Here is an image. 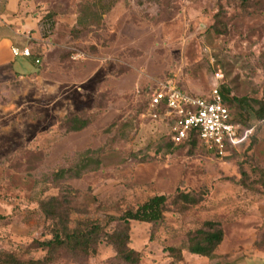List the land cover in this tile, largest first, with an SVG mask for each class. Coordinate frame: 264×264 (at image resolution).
I'll use <instances>...</instances> for the list:
<instances>
[{
    "label": "rangeland",
    "instance_id": "374dc122",
    "mask_svg": "<svg viewBox=\"0 0 264 264\" xmlns=\"http://www.w3.org/2000/svg\"><path fill=\"white\" fill-rule=\"evenodd\" d=\"M27 1L42 45L32 72L0 74V251L43 260L35 241L52 225L41 202L55 196L61 212L99 220L101 239L41 264H201L187 248L208 221L223 230L210 259L264 255V0ZM161 82L202 97L223 84L249 137L224 157L171 144L165 122L144 114ZM73 115L82 128L70 129ZM156 194L164 218L130 220L137 261L122 259L106 239L113 218Z\"/></svg>",
    "mask_w": 264,
    "mask_h": 264
},
{
    "label": "trees",
    "instance_id": "16d2710c",
    "mask_svg": "<svg viewBox=\"0 0 264 264\" xmlns=\"http://www.w3.org/2000/svg\"><path fill=\"white\" fill-rule=\"evenodd\" d=\"M239 1L246 2L247 0ZM222 85L223 84H220L219 90L223 97V102L228 108L232 120L238 123L239 120L231 113L229 105L233 102L239 104L241 99L234 96L229 97V90L223 89ZM147 102L148 98L145 101L144 110L147 107ZM255 117L259 119L264 118V103L256 111ZM67 119L70 123L71 130H78L82 128L85 123V121L77 115L69 116ZM166 137L171 144L175 145H179L184 142H194L195 140L199 141L195 132H191L190 137L181 143H174L171 140L170 134H166ZM233 150L234 148L231 149V152H233ZM57 200V197L52 196L46 201L41 202V206L44 209L46 217L51 220L52 225L50 238L35 241L39 247L47 250L45 258L43 260H22L13 255L12 252L0 251V264H41L44 263L45 260L53 257L55 251L59 248H68L84 253L95 251V245L101 239V224L99 220L86 219L84 222L78 217H71L70 213L60 211L61 208L58 206ZM166 201L167 196L163 194H156L149 197L143 203L137 205L136 208L126 209L119 217L113 218L114 220L119 221V229L116 232L106 235V239L115 247L117 253L122 257V259L134 262L137 261L135 259L136 252L126 246L129 221L136 220L148 222L154 225V227H157L159 222L164 218ZM207 225L210 227L209 230H199V236L195 238L187 248L189 253L205 257H211L215 253L217 247L222 241L223 230L216 222L208 221Z\"/></svg>",
    "mask_w": 264,
    "mask_h": 264
},
{
    "label": "built area",
    "instance_id": "2783aa9c",
    "mask_svg": "<svg viewBox=\"0 0 264 264\" xmlns=\"http://www.w3.org/2000/svg\"><path fill=\"white\" fill-rule=\"evenodd\" d=\"M12 54L30 56L28 47L13 46ZM35 63L40 59L36 58ZM217 80L222 79L215 72ZM144 114L153 120L165 122L168 134L174 143H181L195 132L199 141L216 156L224 157L231 153L249 137L250 128H242L231 118L218 86H213L209 97L197 96L171 83H159L148 94Z\"/></svg>",
    "mask_w": 264,
    "mask_h": 264
},
{
    "label": "crops",
    "instance_id": "0c3cea01",
    "mask_svg": "<svg viewBox=\"0 0 264 264\" xmlns=\"http://www.w3.org/2000/svg\"><path fill=\"white\" fill-rule=\"evenodd\" d=\"M33 11V6L27 0H0V74L8 73L17 79L35 69V56L32 54L42 45V38L39 18ZM13 46L20 49L28 47L31 55L15 56L11 51ZM205 258L207 262L201 259V264H264V255L231 258L225 263Z\"/></svg>",
    "mask_w": 264,
    "mask_h": 264
}]
</instances>
